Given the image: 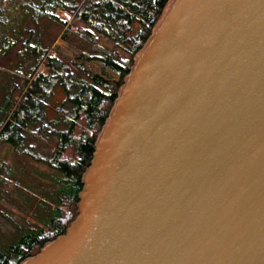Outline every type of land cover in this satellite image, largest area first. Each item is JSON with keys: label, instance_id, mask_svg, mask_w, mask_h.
<instances>
[{"label": "water", "instance_id": "water-1", "mask_svg": "<svg viewBox=\"0 0 264 264\" xmlns=\"http://www.w3.org/2000/svg\"><path fill=\"white\" fill-rule=\"evenodd\" d=\"M182 1L98 133L87 208L19 264H264V0H186L141 62ZM140 76L141 95L125 93ZM124 122L115 148L98 147Z\"/></svg>", "mask_w": 264, "mask_h": 264}, {"label": "trees", "instance_id": "trees-1", "mask_svg": "<svg viewBox=\"0 0 264 264\" xmlns=\"http://www.w3.org/2000/svg\"><path fill=\"white\" fill-rule=\"evenodd\" d=\"M169 2L0 4V58L15 53L0 67V264L36 254L78 215L98 133Z\"/></svg>", "mask_w": 264, "mask_h": 264}, {"label": "bare ground", "instance_id": "bare-ground-1", "mask_svg": "<svg viewBox=\"0 0 264 264\" xmlns=\"http://www.w3.org/2000/svg\"><path fill=\"white\" fill-rule=\"evenodd\" d=\"M185 1L186 0L178 4L177 7L174 9L172 16H170L166 20V22H164V24L162 25V29L160 30L161 34L160 36L158 35L159 36L158 40L155 41L152 45H150V47L145 51V53L142 56L141 62L147 63L148 66L152 64L158 51H160V49L162 48L164 41L168 38L167 36L169 35L171 29L173 28L174 25L173 23H175L176 21L175 19L178 17L181 10L186 7V5H184ZM146 69H148V67ZM145 71L148 72V70ZM133 79H134L133 83L126 88L125 93L127 94L130 93L131 95L134 96L141 95L144 86L143 77L140 76ZM115 127L116 126L113 125L112 129L108 130L105 137H103L101 141H99L98 147L99 146L101 147V142L104 148H106L107 150H112L113 146L115 148L118 145L119 141L121 140V137L123 136L122 132L125 127V122L124 124L121 123L119 128H115ZM93 178L94 176H92V179Z\"/></svg>", "mask_w": 264, "mask_h": 264}, {"label": "rangeland", "instance_id": "rangeland-1", "mask_svg": "<svg viewBox=\"0 0 264 264\" xmlns=\"http://www.w3.org/2000/svg\"><path fill=\"white\" fill-rule=\"evenodd\" d=\"M7 1H8V0H0V4H6ZM171 1H172V0H170V2H171ZM170 2H169V4H170ZM169 4L167 5L166 9L168 8ZM166 9H165V11H164V14H165V12H166ZM164 14H163V15H164ZM162 17H163V16H162ZM162 17H161V19H162ZM47 31H49L52 35H54L55 32H56V29H55V27H52V26L48 25V26H47ZM153 31H154V30H153ZM55 43H56V45H58V46L61 48V51H62L64 54L69 55V54L72 53V50L68 47V45H67L64 41H62V40H60V39H57ZM14 60H15V53H14L13 51H11V52L7 53L4 57H1V58H0V67H7V65H8L9 63H10V65L12 66V65L14 64ZM111 75H112L113 78L116 77L114 74H111ZM121 96H122V92H121V90H120V92H119V94H118V96H117V98H116V100H115V102H114V105H113V107H112V109H111V112H110V114H109V116H108V118H107V120H106V122H105V124H104V126H103V129L105 128L106 124H107L108 121L111 119V117H112L114 114H115V115L117 114V112L119 111V107L121 108L122 106H124V103H120V105L118 106V101L120 100ZM61 97H62V93L58 90V91L54 94V96H53V98H52V102H55V101L59 100ZM4 150H5V146H4V145H0V152H4ZM87 184H88V182L85 181L84 187H85ZM84 190H85V188L82 190V193H83ZM81 195H82V194H81ZM83 200H84L83 197H80V201H79V210H80V214H81L82 212H84L85 209L87 208L86 206L83 207V208L80 207V204H81V202H82ZM85 200L87 201V198H86V197H85Z\"/></svg>", "mask_w": 264, "mask_h": 264}]
</instances>
